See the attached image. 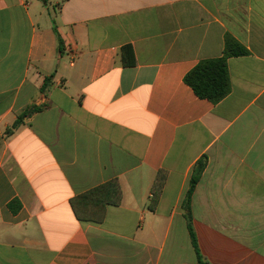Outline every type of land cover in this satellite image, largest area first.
I'll return each instance as SVG.
<instances>
[{"label": "crops", "instance_id": "obj_1", "mask_svg": "<svg viewBox=\"0 0 264 264\" xmlns=\"http://www.w3.org/2000/svg\"><path fill=\"white\" fill-rule=\"evenodd\" d=\"M226 36L247 54L212 104L183 79ZM0 264H264V0H0Z\"/></svg>", "mask_w": 264, "mask_h": 264}, {"label": "trees", "instance_id": "obj_2", "mask_svg": "<svg viewBox=\"0 0 264 264\" xmlns=\"http://www.w3.org/2000/svg\"><path fill=\"white\" fill-rule=\"evenodd\" d=\"M58 50L61 52V41L59 39ZM245 54H247V51L238 42H236L232 37L226 36L222 56L199 62L184 76L183 81L192 89L198 98L205 99L212 104H216L226 97L230 90L226 64L227 58ZM122 60L125 65H132V52L128 46L123 47L122 49ZM45 85L46 82L43 87H45ZM25 115L26 112H22L18 115L11 129H15L21 123L22 118ZM203 168L204 164L200 163V165L193 171L189 180L188 190L183 201L187 221L190 220L189 205L191 195ZM165 178L166 175L163 171H159L155 176L150 190V210H153L158 202ZM120 200V187L117 180L113 179L74 197L70 200V205L77 220L81 222L100 223L103 220L106 206H117L119 205ZM14 202L9 205V208L12 211H15V208L13 207ZM188 231L192 244L195 247V238L189 225Z\"/></svg>", "mask_w": 264, "mask_h": 264}]
</instances>
